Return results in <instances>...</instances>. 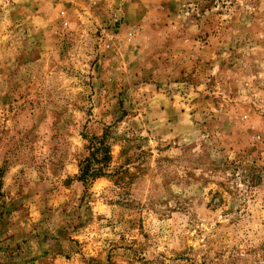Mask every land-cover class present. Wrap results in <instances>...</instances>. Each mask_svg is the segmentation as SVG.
Listing matches in <instances>:
<instances>
[{
	"label": "rangeland",
	"instance_id": "obj_1",
	"mask_svg": "<svg viewBox=\"0 0 264 264\" xmlns=\"http://www.w3.org/2000/svg\"><path fill=\"white\" fill-rule=\"evenodd\" d=\"M0 264H264V0H0Z\"/></svg>",
	"mask_w": 264,
	"mask_h": 264
},
{
	"label": "trees",
	"instance_id": "obj_2",
	"mask_svg": "<svg viewBox=\"0 0 264 264\" xmlns=\"http://www.w3.org/2000/svg\"><path fill=\"white\" fill-rule=\"evenodd\" d=\"M97 143L99 144L100 146V149H101V153H102V157H101V160H94L96 161L97 163H108V161L110 160L111 156H110V149L107 145H105L104 141L103 140H98L97 139ZM100 149H97V152L100 151ZM97 154H100V153H97ZM96 154V155H97ZM95 155V156H96ZM87 163L84 167H82V170H81V176H80V179L82 181H85L86 179L88 178H92V177H96L97 175L100 176L103 174V169H99L97 167H93V168H90V164L91 161L88 159L87 160ZM86 182V181H85Z\"/></svg>",
	"mask_w": 264,
	"mask_h": 264
}]
</instances>
